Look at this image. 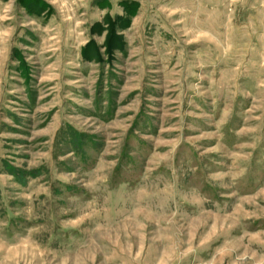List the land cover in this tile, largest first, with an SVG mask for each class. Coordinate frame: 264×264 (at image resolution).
<instances>
[{"label":"rangeland","instance_id":"374dc122","mask_svg":"<svg viewBox=\"0 0 264 264\" xmlns=\"http://www.w3.org/2000/svg\"><path fill=\"white\" fill-rule=\"evenodd\" d=\"M0 264H264V0H0Z\"/></svg>","mask_w":264,"mask_h":264}]
</instances>
